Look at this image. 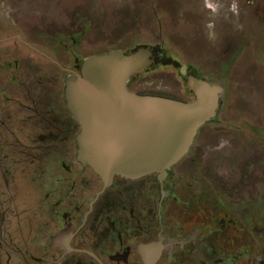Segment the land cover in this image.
Wrapping results in <instances>:
<instances>
[{"label":"flooded vegetation","instance_id":"flooded-vegetation-1","mask_svg":"<svg viewBox=\"0 0 264 264\" xmlns=\"http://www.w3.org/2000/svg\"><path fill=\"white\" fill-rule=\"evenodd\" d=\"M22 38H0L15 46L0 51V264H264V239L253 231V223L264 222V206L200 174V150L212 146L201 131L218 121L222 94L212 123L199 129L163 179L114 176L106 184L78 160L81 127L65 99V79L80 75L92 56L75 69H61L63 81L61 73L50 72L62 85L48 87L34 80L45 64L30 52L40 62L29 66L25 53L32 48ZM143 47L152 52L151 68L158 59ZM9 75L17 80L6 90ZM186 75V84L190 76L209 81L197 72ZM45 104L61 109L48 116ZM6 171L12 185L3 184Z\"/></svg>","mask_w":264,"mask_h":264},{"label":"rangeland","instance_id":"rangeland-1","mask_svg":"<svg viewBox=\"0 0 264 264\" xmlns=\"http://www.w3.org/2000/svg\"><path fill=\"white\" fill-rule=\"evenodd\" d=\"M10 34L28 41L29 66L40 62L30 52L43 61L33 77L48 87L62 85L51 73L75 69L86 57L143 46L158 62L133 78L132 92L190 101L187 71L220 85L218 121L201 131L212 146L200 150V174L264 206V0H0V38ZM13 44L0 41V51ZM10 76L6 90L17 80ZM53 108L45 104L44 113L61 109ZM1 179L13 184L9 171ZM253 231L264 239V222Z\"/></svg>","mask_w":264,"mask_h":264},{"label":"water","instance_id":"water-1","mask_svg":"<svg viewBox=\"0 0 264 264\" xmlns=\"http://www.w3.org/2000/svg\"><path fill=\"white\" fill-rule=\"evenodd\" d=\"M153 63L148 48L116 50L87 58L80 75L65 79V99L81 127L78 160L106 184L114 176L163 179L219 109L222 88L193 76L192 101L130 91L131 78Z\"/></svg>","mask_w":264,"mask_h":264},{"label":"trees","instance_id":"trees-1","mask_svg":"<svg viewBox=\"0 0 264 264\" xmlns=\"http://www.w3.org/2000/svg\"><path fill=\"white\" fill-rule=\"evenodd\" d=\"M138 49V48H137ZM133 52H135V50L134 51H131V52H128V53H133ZM138 75V74H137ZM145 95H149V94H145ZM152 95H154V94H152ZM154 96H161V97H166V96H163V95H159V94H155ZM168 98V97H167Z\"/></svg>","mask_w":264,"mask_h":264}]
</instances>
